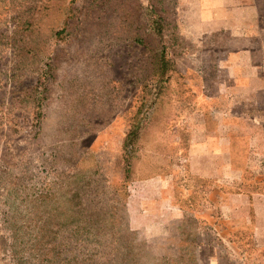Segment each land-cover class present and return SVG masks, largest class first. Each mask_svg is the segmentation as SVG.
Instances as JSON below:
<instances>
[{
	"label": "rangeland",
	"instance_id": "374dc122",
	"mask_svg": "<svg viewBox=\"0 0 264 264\" xmlns=\"http://www.w3.org/2000/svg\"><path fill=\"white\" fill-rule=\"evenodd\" d=\"M195 3L0 0V264H264L222 188L183 216L139 192L217 72Z\"/></svg>",
	"mask_w": 264,
	"mask_h": 264
},
{
	"label": "crops",
	"instance_id": "0c3cea01",
	"mask_svg": "<svg viewBox=\"0 0 264 264\" xmlns=\"http://www.w3.org/2000/svg\"><path fill=\"white\" fill-rule=\"evenodd\" d=\"M193 13L187 31L201 35L203 57L217 72L201 85L203 99L172 124L155 151L163 167L139 177V192L152 208L183 216L184 200L222 188L218 211L261 237L264 192L249 191V183L264 176V0H196Z\"/></svg>",
	"mask_w": 264,
	"mask_h": 264
},
{
	"label": "trees",
	"instance_id": "16d2710c",
	"mask_svg": "<svg viewBox=\"0 0 264 264\" xmlns=\"http://www.w3.org/2000/svg\"><path fill=\"white\" fill-rule=\"evenodd\" d=\"M134 134H135V131H134V133H133V135H132V136H134ZM128 144H131V145H132V144H135V143H128Z\"/></svg>",
	"mask_w": 264,
	"mask_h": 264
}]
</instances>
